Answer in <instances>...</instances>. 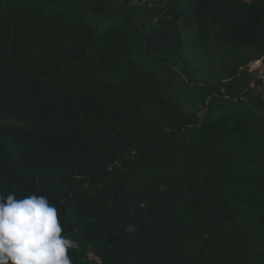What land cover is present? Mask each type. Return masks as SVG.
Wrapping results in <instances>:
<instances>
[{
	"label": "trees",
	"instance_id": "trees-1",
	"mask_svg": "<svg viewBox=\"0 0 264 264\" xmlns=\"http://www.w3.org/2000/svg\"><path fill=\"white\" fill-rule=\"evenodd\" d=\"M263 55L264 0H0V192L73 264H264Z\"/></svg>",
	"mask_w": 264,
	"mask_h": 264
},
{
	"label": "clouds",
	"instance_id": "clouds-1",
	"mask_svg": "<svg viewBox=\"0 0 264 264\" xmlns=\"http://www.w3.org/2000/svg\"><path fill=\"white\" fill-rule=\"evenodd\" d=\"M76 247L47 196L0 192V264H73L69 252Z\"/></svg>",
	"mask_w": 264,
	"mask_h": 264
},
{
	"label": "built area",
	"instance_id": "built-area-1",
	"mask_svg": "<svg viewBox=\"0 0 264 264\" xmlns=\"http://www.w3.org/2000/svg\"><path fill=\"white\" fill-rule=\"evenodd\" d=\"M249 73L254 75L255 83L251 84L252 89L264 93V55L256 60H253L247 65Z\"/></svg>",
	"mask_w": 264,
	"mask_h": 264
},
{
	"label": "rangeland",
	"instance_id": "rangeland-1",
	"mask_svg": "<svg viewBox=\"0 0 264 264\" xmlns=\"http://www.w3.org/2000/svg\"><path fill=\"white\" fill-rule=\"evenodd\" d=\"M201 115V114H200ZM91 258H94L92 255H90Z\"/></svg>",
	"mask_w": 264,
	"mask_h": 264
},
{
	"label": "crops",
	"instance_id": "crops-1",
	"mask_svg": "<svg viewBox=\"0 0 264 264\" xmlns=\"http://www.w3.org/2000/svg\"><path fill=\"white\" fill-rule=\"evenodd\" d=\"M245 1L249 2V1H251V0H245Z\"/></svg>",
	"mask_w": 264,
	"mask_h": 264
}]
</instances>
